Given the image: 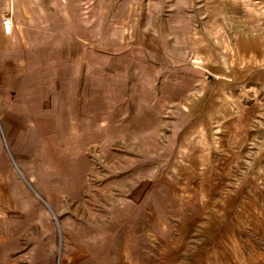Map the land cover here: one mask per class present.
<instances>
[{
    "label": "crops",
    "instance_id": "0c3cea01",
    "mask_svg": "<svg viewBox=\"0 0 264 264\" xmlns=\"http://www.w3.org/2000/svg\"><path fill=\"white\" fill-rule=\"evenodd\" d=\"M74 3L83 9L71 17L50 0H0L4 142L36 143L52 189L71 200L45 203L57 248L50 222L31 235L20 226L11 234L18 246L0 227V264H264V255L237 249L247 243L218 234L250 226L252 192L264 189L250 169L251 120L264 116L251 112L264 27L251 24L264 20V0ZM61 15L67 26L53 36L47 21ZM191 167L194 178L176 169ZM112 190L126 201L108 206ZM60 215L68 217L59 223Z\"/></svg>",
    "mask_w": 264,
    "mask_h": 264
},
{
    "label": "rangeland",
    "instance_id": "374dc122",
    "mask_svg": "<svg viewBox=\"0 0 264 264\" xmlns=\"http://www.w3.org/2000/svg\"><path fill=\"white\" fill-rule=\"evenodd\" d=\"M54 7V10L60 11L65 10L70 13L71 17L76 16V14H81L78 12L82 7H78L76 2L79 0H65L62 2V6L60 5L61 0H50ZM67 1H70L68 3ZM81 1V0H80ZM67 4L71 5L67 7ZM81 11V10H80ZM66 13V14H69ZM74 14V15H73ZM68 15L65 17L61 15L60 20L59 18L56 19L55 23L53 20L49 23L47 21L46 26L48 30L53 36H56L59 33L58 24L62 27L67 26V18ZM51 19V18H48ZM254 24H251L253 28L256 27H264V20H253ZM201 24H198V26ZM78 26H82L77 25ZM202 26V25H201ZM78 27V28H80ZM173 43L177 45L173 48V53L175 56V52L178 53L182 49L184 45V40L178 39L173 40ZM184 48V47H183ZM180 54V53H179ZM176 58H180L179 56H175ZM261 78L264 76H260L258 73L257 75H252V79L256 80L252 83L251 90H252V102H251V112H257L259 114L260 111L264 112V87L259 86L258 83ZM212 80H209V83H212ZM261 112V114H262ZM236 121V120H235ZM240 121V120H239ZM252 122V157L255 158V164L250 168L251 174L256 179L257 176L261 175L264 176V116L259 117L256 115V118L251 120ZM33 146L32 148H29ZM37 146L36 143L32 144H18L4 142V136L0 130V227L7 230V228L11 229L8 230L9 236L11 240H15L16 245L18 246V242L16 238L12 236L13 234L18 235V229L20 226L21 228H26L25 232L31 234L36 233V228L34 227L35 224H42L43 222H50L53 224L56 230V221L52 214L47 209L45 203L48 206H64L69 205L71 200L66 199H59L58 191H54L52 189L53 180L51 175V171L53 169L51 167H44L41 165V158L43 157V152L41 150H37L35 148ZM40 146V145H38ZM156 169V170H155ZM164 168H154L155 174L158 171H162ZM173 169V168H169ZM176 169H183L184 174L188 178H194L195 176V167L191 168H176ZM206 169V170H205ZM227 169V168H226ZM235 174H236V168ZM247 168H241V170H246ZM223 170V169H222ZM213 171V172H212ZM221 169L218 168H204L205 174L209 172V175H215L222 178L223 175L227 174L221 173ZM148 170L146 171V173ZM142 174V173H141ZM140 176H143L141 175ZM146 175V174H145ZM144 175V176H145ZM119 178V177H118ZM31 186V188L26 184L25 180ZM120 179V178H119ZM120 181V180H119ZM234 182L230 180L228 183H225L223 186L229 189L230 186H233ZM259 185L261 184L260 181L257 182L258 189L260 190ZM120 186L122 184L120 183ZM211 188L209 189L210 194L216 193L213 190V186L210 185ZM115 188H119V186H115ZM36 189L38 191H36ZM114 189V187H113ZM121 190V188H119ZM123 190V189H122ZM108 195V206H111L112 203L117 204L119 201L125 202V199H122L121 195H116V191ZM262 193L259 192H252V199H251V215L247 214L246 221L249 223L250 226L240 227L239 229L234 228L233 225H227L222 230L218 232L220 238L230 234L233 238H235L238 243H247L248 246H241L238 245L237 249L244 252H251L256 251L257 256H255L256 260L264 255V189H261ZM118 193H124V191H119ZM38 195V196H37ZM40 197V198H39ZM115 197V198H114ZM117 197L119 199H117ZM71 204V203H70ZM157 204L159 206V202L157 200H153L147 206L148 208H155L157 210ZM73 205V204H72ZM208 206L207 208L211 207V202L205 204ZM68 217L67 215H60L57 217L59 223L61 219ZM153 219V218H152ZM155 221V220H154ZM157 223V221H155ZM28 226V227H27ZM15 228V231H14ZM29 229V230H28ZM224 230V231H223ZM56 232V241L59 240L60 243V236H58L57 230ZM23 233V231H22ZM76 236L80 234V231H68V236L70 235ZM111 231H108L109 238L111 237ZM12 234V235H11ZM104 233H102L103 235ZM94 236V234H93ZM78 237V235H77ZM58 241L56 242V248L59 245ZM253 253V252H252ZM170 254H175L174 250L170 252ZM239 255V254H238Z\"/></svg>",
    "mask_w": 264,
    "mask_h": 264
},
{
    "label": "built area",
    "instance_id": "2783aa9c",
    "mask_svg": "<svg viewBox=\"0 0 264 264\" xmlns=\"http://www.w3.org/2000/svg\"><path fill=\"white\" fill-rule=\"evenodd\" d=\"M2 28H3V31L6 33V34H9L12 30V24H11V20L9 17H5L3 20H2Z\"/></svg>",
    "mask_w": 264,
    "mask_h": 264
}]
</instances>
